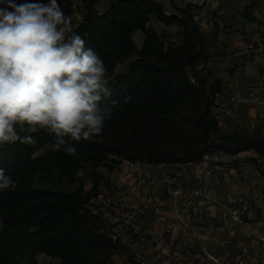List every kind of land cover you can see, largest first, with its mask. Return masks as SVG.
<instances>
[{
	"label": "trees",
	"instance_id": "obj_1",
	"mask_svg": "<svg viewBox=\"0 0 264 264\" xmlns=\"http://www.w3.org/2000/svg\"><path fill=\"white\" fill-rule=\"evenodd\" d=\"M177 8L182 16L168 14L152 0H117L99 13L89 0L73 30L105 62L119 103L100 135L73 142L76 155L56 150L54 134L46 130L32 134L34 146L0 148V168L17 182L15 189L0 191V264H40V253L60 259V264H119L115 256L128 250L113 237L111 224L94 202L101 187L111 185L103 166L111 172L122 160L185 164L201 163L215 153L253 152L255 157L247 159L262 169L264 133L221 127L213 106L222 82L207 66L213 58L208 37L190 7ZM151 17L181 26L182 42L164 41L150 25ZM138 31L145 35L142 47L134 41ZM212 36H218L217 23ZM131 58L127 73L111 78ZM86 165L88 190L81 185L67 193L34 184L41 173L48 182L57 175L73 184Z\"/></svg>",
	"mask_w": 264,
	"mask_h": 264
},
{
	"label": "crops",
	"instance_id": "obj_2",
	"mask_svg": "<svg viewBox=\"0 0 264 264\" xmlns=\"http://www.w3.org/2000/svg\"><path fill=\"white\" fill-rule=\"evenodd\" d=\"M113 1L117 0H94V8L99 13L105 12ZM22 2L24 0H17V3ZM43 2L48 3V0ZM88 2L58 0L66 14L72 16V28L83 20ZM235 6V0H225L219 20L209 16L197 21L201 30L203 27L214 29L215 21L218 22L221 29L218 38L222 37L226 41L219 60L225 56L230 58L229 64H207L222 82L213 110L224 130L264 133V48L246 51L248 39L254 38L257 32L264 29V0H254L252 6H246L245 20H237L233 16ZM152 20L159 21L156 17H151ZM138 32L145 39L144 33ZM251 91L256 92L258 100L247 105L240 118L232 119L218 111L216 104L219 101L230 95L246 98ZM248 157H255V153H218L206 156L201 163L164 164L163 168L183 189L202 185L212 194L222 195L227 200L247 193L248 182H255L256 187L250 192L253 212L249 217V221H254L264 218V165L261 169ZM207 169H211L212 173L207 174ZM100 170L110 178L112 189L109 195L102 194L96 202L101 205L99 209L102 216L108 220L112 231L128 250L125 254L115 256L119 264H205L209 260L255 264L252 262V256L256 254L255 246L250 244L248 224L228 229L220 227L221 209L207 206L205 200L199 198L190 207L182 204L184 211L193 210L196 214L197 230L187 236L180 226L178 213L167 198L164 184L157 183L154 186L148 208L143 207L144 190L139 180L142 171L137 162L122 160L111 172H105L103 167ZM167 225L170 227L168 237ZM173 246L179 249L181 255L178 258L171 257Z\"/></svg>",
	"mask_w": 264,
	"mask_h": 264
},
{
	"label": "clouds",
	"instance_id": "obj_3",
	"mask_svg": "<svg viewBox=\"0 0 264 264\" xmlns=\"http://www.w3.org/2000/svg\"><path fill=\"white\" fill-rule=\"evenodd\" d=\"M118 103L105 62L58 0H0V148L34 146L46 130L76 155L73 142L100 135ZM16 187L0 168V191Z\"/></svg>",
	"mask_w": 264,
	"mask_h": 264
},
{
	"label": "built area",
	"instance_id": "obj_4",
	"mask_svg": "<svg viewBox=\"0 0 264 264\" xmlns=\"http://www.w3.org/2000/svg\"><path fill=\"white\" fill-rule=\"evenodd\" d=\"M225 0H186L184 6L190 7L193 10V17L196 21L203 20L214 13H220ZM218 20V19H217ZM264 48V29L257 32L254 38L248 39L246 51L252 52ZM249 56V55H248ZM251 56V55H250ZM202 66H200L201 68ZM192 81L196 79L192 76ZM258 96L256 92L251 91L246 98H238L236 95H230L227 98L219 101L216 107L220 113L226 117L237 119L243 115V111L247 105L257 102ZM141 176L139 178L143 185L144 199L143 207L148 208L150 204L151 192L157 183H162L166 186V195L173 209L178 213L180 226L187 236L193 235L197 230L195 222L196 214L193 210L184 211L182 204L185 203L189 207L199 198H202L207 203V206H217L221 209L219 226L222 228H232L236 225L248 224V237L250 244L255 246L256 254L252 256V262L255 264H264V218H259L254 221H249V217L253 212V204L250 199V192L256 187L255 182H248V192L242 193L241 196L227 200L222 195L212 194L202 185H197L192 189H183L177 181H173L167 172L164 171V164H150L137 161ZM157 170V172H156ZM212 170L207 169V174H211ZM264 203V197L262 198ZM170 232V227L167 225L166 233ZM117 239V236L113 234ZM171 239V236L169 237ZM179 249L176 246L172 247L171 257L178 258L180 256ZM200 264V263H199ZM205 264H229L223 260H209Z\"/></svg>",
	"mask_w": 264,
	"mask_h": 264
},
{
	"label": "rangeland",
	"instance_id": "obj_5",
	"mask_svg": "<svg viewBox=\"0 0 264 264\" xmlns=\"http://www.w3.org/2000/svg\"><path fill=\"white\" fill-rule=\"evenodd\" d=\"M192 2L196 1V0H191ZM234 0H232L233 2ZM184 3H186V0H177V5L179 8H186V6H184ZM236 6L234 7L232 13H234V17L237 20H245V16H246V6H252L254 4V0H235ZM214 20L216 19H220V15H218V13H214L213 15ZM217 24L218 22L215 21ZM150 25L159 33L160 37L166 41V42H174V43H181L182 39H183V30L182 27L177 25V24H173L171 26L165 25L164 23L157 21V20H152ZM215 30V26L214 29L212 27L209 28H202V32L205 34L206 37H208V47H209V51L211 56L214 59H211L209 61V63H211L212 65L217 64H223V63H228L229 64V57H224L222 59L219 60V55L221 54V49H223V44H226V41L224 38L217 36V38H214L212 36L213 32ZM225 30V29H224ZM221 29L220 26L218 25V35L220 33ZM134 41L137 44V46H142L143 42H144V36L141 32H138L134 35ZM134 58V57H133ZM131 58L130 60L126 61L123 64H120L119 66H117V68L115 69L113 75L111 78H114V76H116L117 74L120 73H127L130 63L132 61ZM216 59V60H215ZM231 65V64H230ZM210 84L213 83V81L209 80ZM215 105V103H214ZM217 116V115H216ZM50 147L45 148L48 149ZM43 151H41L39 154H41ZM218 154V153H215ZM214 154V155H215ZM210 156V155H209ZM103 169L105 170V172L107 171V168L105 166H103ZM90 171V166L86 165L84 167V169L80 170L78 173L79 176V180L76 181L73 184H69L66 181L60 179L57 175H55V178L52 182H48L45 180V176L41 173L39 174L36 179L34 180V184L35 185H41L44 186L46 188H54L56 190L62 191V192H75L81 185L84 186V188L86 190H88L91 187V180L88 176V172ZM112 184V182H111ZM102 189V193L101 195H109L110 189H112V186L110 185L109 188H106L104 186L101 187ZM101 195L98 197V199L101 197ZM96 202V201H94ZM96 204L101 207V205H99L98 201L96 202ZM0 228H1V222H0ZM37 260L40 264H60V259L58 258H54L52 256L46 255L44 253H40L37 255Z\"/></svg>",
	"mask_w": 264,
	"mask_h": 264
},
{
	"label": "water",
	"instance_id": "obj_6",
	"mask_svg": "<svg viewBox=\"0 0 264 264\" xmlns=\"http://www.w3.org/2000/svg\"><path fill=\"white\" fill-rule=\"evenodd\" d=\"M161 5L168 14H176L178 16H182L181 12L177 7L174 6V0H152Z\"/></svg>",
	"mask_w": 264,
	"mask_h": 264
},
{
	"label": "flooded vegetation",
	"instance_id": "obj_7",
	"mask_svg": "<svg viewBox=\"0 0 264 264\" xmlns=\"http://www.w3.org/2000/svg\"><path fill=\"white\" fill-rule=\"evenodd\" d=\"M174 6H175V7H178V5H177V0H174Z\"/></svg>",
	"mask_w": 264,
	"mask_h": 264
}]
</instances>
